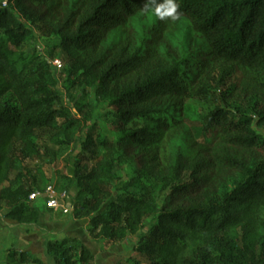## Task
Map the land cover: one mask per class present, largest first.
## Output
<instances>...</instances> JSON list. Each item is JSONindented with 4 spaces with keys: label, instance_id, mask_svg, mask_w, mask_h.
I'll return each instance as SVG.
<instances>
[{
    "label": "trees",
    "instance_id": "16d2710c",
    "mask_svg": "<svg viewBox=\"0 0 264 264\" xmlns=\"http://www.w3.org/2000/svg\"><path fill=\"white\" fill-rule=\"evenodd\" d=\"M0 8V202L6 216L24 224L39 221L28 203L37 190L23 181L19 165L41 154L38 142L49 128L69 124L52 74L41 62L19 61L29 18L49 19L75 74L92 79L114 107L124 138L102 141L140 159L130 185L144 178L142 194L123 195L103 209V187L113 179L114 160L104 156L76 175L80 208L97 212L94 227L122 240L142 231L141 249L150 264H264V137L252 119L236 120L221 105L206 123L217 139H195L182 118L185 99L207 97L213 84L228 86L233 99L257 98V123L264 126V0H8ZM196 83L192 88L191 84ZM230 83V85H229ZM192 88V89H191ZM80 119V110H77ZM69 125V126H68ZM180 141L176 152L170 143ZM58 142V140H56ZM81 158L99 157L94 137L82 141ZM189 174L186 182L182 181ZM168 190L162 206L159 196ZM79 207L78 205H76ZM238 230L239 243L231 233ZM57 264H78L67 241L49 242ZM17 255V253H14ZM92 258L84 251L81 261ZM19 260H30L24 253Z\"/></svg>",
    "mask_w": 264,
    "mask_h": 264
},
{
    "label": "rangeland",
    "instance_id": "374dc122",
    "mask_svg": "<svg viewBox=\"0 0 264 264\" xmlns=\"http://www.w3.org/2000/svg\"><path fill=\"white\" fill-rule=\"evenodd\" d=\"M2 7L5 6L3 0H0V8ZM16 13L31 31L29 38L19 47L20 64L32 59L45 65L61 95V101L55 107H65L73 119L72 124L70 119H60V123L70 125L68 130H63L61 125L45 130L43 136L38 138L41 154L22 162L18 170L29 172L23 181L33 190H43L49 184H54L58 192L66 191L69 194L66 202L73 209L65 212L64 209L51 208L44 198L36 201L28 199V203L40 212L39 221L29 225L8 218L6 214L10 206L0 202V264H57L54 253L48 248L49 242L55 241H67L69 246L75 248L73 258L78 264H150V257L141 249V233L156 222L157 213L145 217L136 233L117 240L101 231L103 225L94 227L93 216L97 212L80 208L77 194L81 186L75 179L78 172L84 173V165L91 168L104 156L114 160L113 179L103 187V209L106 211L110 210L112 202H119L123 195L140 196L144 190L143 183L148 186L159 185V182L144 178L143 183L130 185L131 179L141 168L140 159L132 153H124L120 147L109 154L100 143L108 140L118 145L125 136L115 123L114 107L110 104V99L101 93L96 81L79 77L70 62L64 63L62 40L55 33L49 19L29 18L19 10ZM195 84L192 82V88ZM210 89L212 93L209 96H192L185 99L183 104L182 118L195 139L205 144H212L217 139L219 128L213 124L207 125L206 115L218 105L226 107L236 120L241 117L251 118V127L264 137V126L257 123V98L243 103L229 96L228 86L216 83ZM77 110L81 112L80 119H77ZM88 135L94 137L97 145L99 157L96 159L81 158L82 141ZM180 143L173 140L169 146L170 151L176 152ZM188 179L189 174H185L182 181L186 182ZM169 194L166 190L159 196L160 206ZM231 237L238 243L241 240L238 230L233 231ZM84 251L91 254L92 258L83 262L80 256ZM21 253L30 260L38 259L41 263H23L19 260Z\"/></svg>",
    "mask_w": 264,
    "mask_h": 264
},
{
    "label": "built area",
    "instance_id": "2783aa9c",
    "mask_svg": "<svg viewBox=\"0 0 264 264\" xmlns=\"http://www.w3.org/2000/svg\"><path fill=\"white\" fill-rule=\"evenodd\" d=\"M3 5L8 6V0H3ZM40 198L46 199L48 205L54 209H64L65 212L72 210L70 203L66 202L69 199V194L64 192H58L54 184H49L43 190H35L30 193L28 199L36 201Z\"/></svg>",
    "mask_w": 264,
    "mask_h": 264
}]
</instances>
